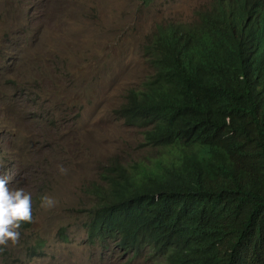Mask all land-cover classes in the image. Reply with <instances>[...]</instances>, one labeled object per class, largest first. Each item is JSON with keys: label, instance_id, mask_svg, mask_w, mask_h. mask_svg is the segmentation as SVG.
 <instances>
[{"label": "rangeland", "instance_id": "1", "mask_svg": "<svg viewBox=\"0 0 264 264\" xmlns=\"http://www.w3.org/2000/svg\"><path fill=\"white\" fill-rule=\"evenodd\" d=\"M208 1L0 0V264H166L89 242L87 187L111 159L150 151L116 111L150 76L141 52L155 25Z\"/></svg>", "mask_w": 264, "mask_h": 264}, {"label": "trees", "instance_id": "2", "mask_svg": "<svg viewBox=\"0 0 264 264\" xmlns=\"http://www.w3.org/2000/svg\"><path fill=\"white\" fill-rule=\"evenodd\" d=\"M216 3V44L161 27L145 46L158 74L132 99L161 94L158 118L183 128L160 132L165 154L102 168L90 242L153 246L166 264H264V0Z\"/></svg>", "mask_w": 264, "mask_h": 264}, {"label": "clouds", "instance_id": "3", "mask_svg": "<svg viewBox=\"0 0 264 264\" xmlns=\"http://www.w3.org/2000/svg\"><path fill=\"white\" fill-rule=\"evenodd\" d=\"M216 1H218V0L208 1L206 3H203V4L196 6L194 8V10L197 9L194 19H191V17L188 19H170L169 18V19H166L164 21H161L160 23H157L154 27V30L147 37V39L144 41V43L142 45V51L143 52H141V53H142V56L149 62V66H150V70H151L150 76L147 79V81L144 83V85L137 86V88H133V89L127 88V90L125 92L126 100L122 104V106L116 111L117 117H119V119L122 120L123 123L127 127L137 128V129L142 130L143 139H144L142 146L144 148L149 149L150 150L149 152L152 151L150 156L148 155V153H149L148 152L142 161H146V159H145L146 157H156L160 153L161 154L166 153V150L164 148L165 145H163L161 140L159 139V134L161 131H164L167 128V126H169V128L172 130V133L177 128H183L180 121L177 125L172 126L169 123H165L164 119H162L161 116H160V118H158L159 115H162L159 113L158 105L160 104V105L166 106V103H165L163 97L161 96V94H154V95L146 97V98L142 96V98L135 99V100L132 99V97L134 96L133 91L145 90L147 82H149V83L153 82L156 79L157 74H158V69L155 66L153 60L151 58H149L146 54L145 46L149 43V41L151 39L154 41L155 37H153V36H154V34L157 35L159 33V30L161 27H164V28L175 27L178 30L187 33L188 35L193 36V38H194L193 30L204 29V34L206 36H212L213 37L214 41L211 43L216 44L217 39L215 38L214 33H213V26L216 25V19H217L216 17L222 15V11L220 9V4H217ZM160 91L163 92L164 89L161 88ZM215 97L216 96L211 94V96L208 99L212 100ZM63 101H64L63 99H59V97L56 96V99L54 100L51 107L60 108L63 104ZM68 109H71L70 104L68 105ZM123 109L125 111L124 116H122L120 114ZM73 112H74V115L72 117L75 119V122L79 121L81 118L82 109L76 107L73 109ZM71 136H72L71 132H67V135H56V136L50 137L47 140V146L51 150H54L57 147H62L61 139L62 140H71ZM60 137H61V139H60ZM112 161H117L120 164H122V166H125V168H128V169H129L130 164L136 163L135 161L129 162V161L121 160L120 158H113L110 161H108L107 164H105V165H109ZM105 165H104V167H105ZM87 194L92 199L89 192H87ZM91 205H92V202H91ZM88 215L90 217L91 212ZM21 219L22 220L26 219V221H30V222L33 221L32 217H20L19 222ZM21 224H23V223H21ZM86 227H87V225H86ZM0 236H1V234H0ZM61 236L64 239L67 238V235L64 233H61ZM87 236H88V227H87ZM38 241H40V240H38ZM41 241H40V245L38 246V248H42L44 245V242H41ZM88 241H89V238H88ZM37 242L35 244L29 246V248L32 249L33 246H36ZM114 246L117 247L119 250H121L124 254H131L132 256L141 257L140 255L142 253L147 252L149 254V259H157V258H154L152 256L153 252L155 251L153 246L148 245V246L144 247L143 251L139 255H135L133 253H127L124 250H122L121 248H119L118 246H116V245H114ZM32 253H33V249H32Z\"/></svg>", "mask_w": 264, "mask_h": 264}]
</instances>
